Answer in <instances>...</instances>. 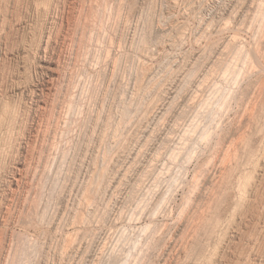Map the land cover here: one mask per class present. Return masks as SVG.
Returning <instances> with one entry per match:
<instances>
[{
    "label": "rangeland",
    "instance_id": "374dc122",
    "mask_svg": "<svg viewBox=\"0 0 264 264\" xmlns=\"http://www.w3.org/2000/svg\"><path fill=\"white\" fill-rule=\"evenodd\" d=\"M263 10L264 0H0V264H264Z\"/></svg>",
    "mask_w": 264,
    "mask_h": 264
},
{
    "label": "bare ground",
    "instance_id": "6f19581e",
    "mask_svg": "<svg viewBox=\"0 0 264 264\" xmlns=\"http://www.w3.org/2000/svg\"><path fill=\"white\" fill-rule=\"evenodd\" d=\"M44 1H45V0H44ZM73 1H74V0H73ZM89 1H90V0H89ZM97 1H98V0H97ZM256 1H257V0H256ZM262 1H263V0H262ZM35 2H37V1H35ZM40 2H41V1H40ZM46 2H47V1H46ZM71 2H72V1H71ZM94 2H95V1H94ZM122 2H123V1H121V3H122ZM232 2H233V1H232ZM253 2H254V1H253ZM38 3H39V2H38ZM88 3H89V2H88ZM92 3H93V2H92ZM103 3H104V2H103ZM121 3H120V5H121ZM243 3H244V2H243ZM93 4H94V3H93ZM251 4H253V3H251ZM254 4H255V3H254ZM44 5H45V4H44ZM47 5H48V4H47ZM47 5H46V6H47ZM95 5H96V4H95ZM97 5H98V4H97ZM110 5H111V4H110ZM110 5H107L108 8L110 7ZM123 5H124V4H123ZM237 5H238V4H237ZM242 5H243V4H242ZM258 5H261V3L258 4ZM69 6H70V5H69ZM84 6H85V5H84ZM93 6H94V5H93ZM93 6H92V8H93ZM39 7H40V6H39ZM103 7H104V6H103ZM258 7H259V6H258ZM37 8H38V7H37ZM37 8H36V9H37ZM46 8H47V7H46ZM48 8H49V7H48ZM48 8H47V9H48ZM72 8H73V7H72ZM84 8H85V7H84ZM84 8H83V10H84ZM97 8L99 9V7H97ZM105 8H107V7H105ZM118 8H119V7H118ZM255 8H256V7H255ZM116 9H117V8H116ZM247 9H248V8H247ZM38 10H39V9H38ZM38 10H37V11H38ZM70 10H71V9H70ZM75 10H76V9H75ZM95 10H97V9L95 8ZM232 10H233V9H232ZM240 10H241V9H240ZM257 10H258V8H257ZM78 11H79V9H78ZM108 11H109V10H108ZM108 11H107V13H108ZM112 11H113V10H112ZM263 11H264V10H263ZM83 12H84V11H83ZM99 12H100V11H99ZM110 12H111V10H110ZM235 12H236V11H235ZM242 12H243V11H242ZM246 12H247V11H246ZM68 13H69V12H68ZM72 13H73V12H72ZM79 13H80V12H79ZM100 13H101V12H100ZM237 13H238V12H237ZM257 13H258V12H257ZM259 13H260V12H259ZM259 13H258V14H259ZM73 14H74V13H73ZM118 14H119V13H118ZM247 14H248V13H247ZM261 14H262V13H261ZM67 15H68V14H67ZM103 15H105V14H103ZM103 15H102V16H103ZM244 15H245V14H244ZM248 15H249V14H248ZM80 16H81V15H80ZM108 16H109V15H108ZM112 16H113V15H112ZM112 16H111V17H112ZM73 17H74V16H73ZM77 17H78V16H77ZM96 17H97V16H96ZM99 17H100V16H99ZM234 17H235V16H234ZM253 17H255V16H253ZM261 17H262V15H261ZM263 17H264V16H263ZM68 18H69V17H68ZM70 18H71V17H70ZM103 18H104V17H103ZM112 18H113V17H112ZM257 18H259V17H257ZM61 19H62V18H61ZM66 19H67V18H66ZM104 19H105V18H104ZM104 19H103V20H104ZM260 19H261V18H260ZM262 19H263V22H264V18H262ZM67 20H68V19H67ZM79 20H80V19H79ZM118 20H119V19H118ZM76 21H77V20H76ZM87 21H88V20H87ZM250 21H251V20H250ZM252 21H253V20H252ZM127 22H128V21H127ZM256 22H257V21H256ZM261 22H262V21H261ZM29 23H30V22H29ZM90 23H91V22H90ZM100 23H101V22H100ZM251 23H253V22H251ZM106 24H107V23H106ZM231 24H232V23H231ZM80 25H81V24H80ZM95 25H96V24H95ZM108 25H109V24H108ZM108 25H106V26H108ZM251 25H252V24H251ZM253 25H254V24H253ZM255 25H256V24H255ZM67 26H68V25H67ZM70 26H71V25H70ZM72 26H73V24H72ZM87 26H88V25H87ZM100 26H101V25H100ZM114 26H115V25H114ZM126 26H127V25H126ZM248 26H250V25H248ZM259 26H260V24H259ZM53 27H54V25H53ZM84 27H86V26H84ZM92 27H93V26H92ZM98 27H99V26H98ZM218 27H219V26H218ZM244 27H245V26H244ZM263 27H264V26H263ZM67 28H68V27H67ZM82 28H83V27H82ZM93 28H94V27H93ZM95 28H96V27H95ZM95 28H94V29H95ZM99 28L101 29V27H99ZM103 28H104V27H103ZM114 28H115V27H114ZM253 28H254V27H253ZM257 28H258V27H257ZM76 29H77V28H76ZM86 29H87V28H86ZM86 29H84V28L82 29V30H83V33L86 31ZM96 29H97V28H96ZM100 29H99V30H100ZM249 29H250V28H249ZM254 29H255V28H254ZM258 29H259V28H258ZM262 29H263V28H262ZM92 30H93V29H92ZM103 30H104V29H103ZM174 30H175V29H174ZM177 30H178V29H177ZM177 30H175V31H177ZM218 30H219V29H218ZM222 30H223V29H222ZM246 30H248V28H247ZM89 31H90V30H89ZM95 31H96V30H95ZM101 31H102V30H101ZM101 31H100V32H101ZM107 31H108V30H107ZM111 31H112V30H111ZM252 31H253V30H252ZM256 31H257V30H256ZM263 31H264V29H263ZM263 31H262V32H263ZM93 32H94V30H93ZM97 32H98V31H97ZM117 32H118V31H117ZM254 32H255V31H254ZM258 32H259V31H257L256 33H258ZM262 32H261V33H262ZM217 33H218V32H217ZM221 33H222V32H221ZM247 33H248V32H247ZM38 34H39V33H38ZM64 34H65V33H64ZM80 34H82V33H80ZM87 34H88V33H87ZM101 34H102V33H101ZM259 34H260V33H259ZM67 35H68V34H67ZM72 35H73V34H72ZM83 35H85V34H83ZM92 35H93V34H92ZM227 35H228V34H227ZM252 35H253V34H252ZM90 36H91V35H89V37H90ZM103 36H105V35H103ZM233 36H234V35H233ZM235 36H236V35H235ZM241 36H242V35H241ZM253 36H254V35H253ZM257 36H258V35H257ZM257 36H256V37H257ZM86 37H87V36H86ZM89 37H88V38H89ZM64 38H65V37H64ZM83 38H84V37H83ZM101 38H102V37H101ZM116 38H117V37H116ZM231 38H232V36H231ZM254 38H255V37H254ZM260 38H261V37H260ZM262 38H263V37H262ZM51 39H52V38H51ZM65 39H66V38H65ZM74 39H75V38H74ZM97 39H98V38H97ZM97 39H96V40H97ZM103 39H104V38H103ZM106 39H107V38H106ZM239 39H240V38H239ZM228 40H229V39H228ZM234 40H235V39H234ZM262 40H264V39H262ZM100 41H101V40H100ZM256 41H257V40H256ZM259 41H260V40H258V42H259ZM71 42H72V41H71ZM80 42H81V41H80ZM92 42H93V41H92ZM108 42H109V41H108ZM223 42H224V41H223ZM229 42H230V41H229ZM77 43H78V42H77ZM95 43H96V42H95ZM112 43H113V42H112ZM230 43H231V42H230ZM255 43H256V42H255ZM84 44H85V46H86V43H84ZM101 44H102V43H101ZM113 44H114V43H113ZM222 44H223V43H222ZM260 44H261V42H260ZM66 45H67V44H66ZM93 45H94V44H93ZM96 45H97V44H96ZM108 45H109V44H108ZM111 45H112V44H111ZM114 45H115V44H114ZM226 45H227V44H226ZM240 45H241V44H240ZM255 45H256V44H255ZM103 46H104V45H103ZM204 46H205V45H204ZM236 46H238V45H236ZM257 46H258V45H257ZM72 47H73V46H72ZM95 47H96V46H95ZM99 47H100V46H99ZM106 47H107V46H106ZM170 47H171V46H170ZM227 47H229V46H227ZM241 47H242V46H241ZM241 47H240V48H241ZM68 48H69V47H68ZM78 48H79V47H78ZM85 48H86V47H85ZM91 48H92V47H91ZM257 48H258V47H257ZM260 48H261V46H260ZM107 49H108V48H107ZM109 49H110V48H109ZM222 49H223V48H222ZM232 49H233V48H232ZM44 50H45V49H44ZM77 50H78V49H77ZM88 50H89V49H88ZM105 50H106V49H105ZM211 50H212V49H211ZM223 50H224V49H223ZM72 51H73V50H72ZM79 51H80V50H79ZM89 51H90V50H89ZM197 51H198V50H197ZM213 51H214V50H213ZM237 51H238V50H237ZM239 51H240V50H239ZM239 51H238V52H239ZM86 52H87V51H86ZM106 52H107V51H106ZM202 52H204V51H202ZM220 52H221V51H220ZM222 52H223V51H222ZM232 52H233V51H232ZM91 53H92V52H91ZM94 53H95V52H94ZM200 53H201V52H200ZM211 53H212V52H211ZM234 53H235V52H234ZM97 54H98V53H97ZM106 54H107V53H106ZM114 54H115V53H114ZM223 54H224V53H223ZM229 54H230V53H229ZM236 54H237V53H236ZM246 54H247V53H246ZM248 54H249V53H248ZM88 55H89V54H88ZM94 55H95V54H94ZM94 55H93V56H94ZM234 55H235V54H234ZM95 56H96V55H95ZM97 56H98V55H97ZM97 56H96V57H97ZM103 56H104V55H103ZM224 56H225V55H224ZM238 56H239V55H238ZM244 56L249 57V56H247V55H244ZM79 57H80V56H79ZM108 57H109V55H108ZM200 57H201V56H200ZM227 57H228V56H227ZM231 57H232V55H231ZM260 57H261V56H260ZM80 58H81V57H80ZM113 58H114V57H113ZM221 58H222V57H221ZM229 58H230V57H229ZM82 59H83V61H84V58H82ZM86 59H87V58H86ZM92 59H93V57H92ZM227 59H228V58H227ZM231 59H232V58H231ZM231 59H230V60H231ZM252 59H253V58H252ZM79 60H80V59H79ZM106 60H107V59L105 58V61H106ZM220 60H221V59H220ZM253 60H254V59H253ZM257 60H258V59H257ZM72 61H73V60H72ZM83 61H82V62H83ZM101 61H103V60H101ZM114 61L116 62V60H114ZM228 61H229V60H228ZM244 61H245V59H244ZM259 61H260V60H259ZM90 62H91V61H90ZM97 62H98V60H97ZM97 62H96V63H97ZM245 62H247V61H245ZM254 62H255V61H254ZM58 63H59V62H58ZM75 63H76V62H75ZM87 63H89V62L87 61ZM104 63H105V62H104ZM212 63H213V62H212ZM227 63H228V62H227ZM229 63H232V62H229ZM117 64H118V63H117ZM243 64H244V63H243ZM243 64H242V65H243ZM253 64H254V63H253ZM260 64H261V63H260ZM262 64H264V63L262 62ZM118 65H119V64H118ZM235 65H236V64H235ZM244 65H245V64H244ZM75 66H76V65H75ZM90 66H92V65H90ZM104 66H105V65H104ZM114 66H115V65H114ZM227 66H228V65H227ZM227 66H226V67H227ZM231 66H232V65H231ZM237 66H238V65H237ZM253 66H254V65H253ZM253 66H252V67H253ZM256 66H257V65H256ZM107 67H108V66H107ZM229 67H230V66H229ZM244 67H245V66H244ZM263 67H264V66H263ZM46 68H47V67H46ZM248 68H249V66H248ZM52 69H53V68H52ZM102 69H103V68H102ZM202 69H203V68H202ZM224 69H225V68H224ZM226 69H227V68H226ZM234 69H235V68H234ZM236 69H237V68H236ZM252 69H253V68H252ZM49 70H50V69H49ZM76 70H78V69H76ZM76 70H75V71H76ZM199 70H200V69H199ZM213 70H214V67H213ZM219 70H220V69H219ZM229 70H230V69H229ZM232 70H233V69H232ZM232 70H231V71H232ZM256 70H257V69H256ZM260 70H261V69H260ZM67 71H68V70H67ZM70 71H71V70H70ZM70 71H69V72H70ZM105 71H106V69H105ZM211 71H212V70H211ZM221 71H222V70H221ZM223 71H224V70H223ZM227 71H228V70H227ZM231 71H230V73H231ZM239 71H240V70H239ZM239 71H238V72H239ZM241 71H242V70H241ZM71 72H72V71H71ZM79 72H80V74H81V70H80V71L78 70V73H79ZM232 72H233V71H232ZM249 72H250V71H249ZM249 72H248V73H249ZM72 73H73V72H72ZM197 73H198V72H197ZM213 73H214V72H213ZM227 73H228V72H227ZM230 73H228V75H230ZM236 73H237V71H236ZM240 73H241V72H240ZM240 73H239V74H240ZM251 73H252V72H251ZM204 74H205V73H204ZM215 74H216V73H215ZM246 74H247V73H246ZM65 75H66V74H65ZM72 75H74V74H72ZM76 75H77V74H76ZM78 75H79V74H78ZM143 75H144V74H143ZM191 75H192V74H191ZM226 75H227V74H226ZM233 75H234V74H233ZM244 75H245V74H244ZM74 76H75V75H74ZM146 76H147V75H146ZM146 76H145V77H146ZM187 76H188V75H187ZM206 76H207V74H206ZM210 76H211V75H210ZM215 76H216V75H215ZM224 76H225V75H224ZM230 76H231V75H230ZM237 76H238V75H237ZM239 76H240V75H239ZM250 76H251V75H250ZM71 77H72V76H71ZM183 77H184V76H183ZM204 77H205V76H204ZM208 77H209V76H208ZM228 77H229V76H228ZM75 78H76V77H75ZM79 78H80V76H79ZM191 78H192V77H191ZM212 78H213V77H212ZM226 78H227V77H226ZM234 78H235V76H234ZM238 78H239V77H238ZM238 78H237V79H238ZM179 79H180V78H179ZM185 79H186V78H185ZM222 79H223V78H222ZM235 79H236V78H235ZM242 79H243V78H242ZM48 80H49V79H48ZM76 80H77V79H76ZM76 80H75V81H76ZM181 80H182V79H181ZM70 81H71V80H70ZM70 81H68V82H70ZM140 81H141V80H140ZM213 81H214V80H213ZM236 81H237V80H236ZM236 81H235V82H236ZM240 81H241V80H240ZM68 82H67V83H68ZM71 82H72V81H71ZM195 82H196V81H195ZM220 82H221V80H220ZM223 82H224V81H223ZM230 82H231V81H230ZM261 82H262V81H261ZM44 83H45V82H44ZM56 83H57V82H56ZM78 83H79V82H78ZM202 83H203V82H202ZM228 83H229V81H228ZM237 83H238V82H237ZM241 83H242V82H241ZM68 84H70V83H68ZM200 84H201V83H200ZM211 84H212V83H211ZM223 84H224V83H223ZM232 84H233V83H232ZM235 84H236V83H235ZM259 84H260V83H259ZM139 85H140V84H139ZM198 85H199V84H198ZM205 85H206V83H205ZM238 85H239V84H238ZM46 86H47V85H46ZM55 86H56V85H55ZM55 86H54V87H55ZM76 86L78 87V84L74 86V89H75ZM142 86H143V85H142ZM209 86H210V85H209ZM214 86H215V83H214ZM217 86H218V85H217ZM217 86H215V87H217ZM233 86H234V85H233ZM50 87H53V86H50ZM77 87H76V88H77ZM196 87H197V86H196ZM199 87H200V86H199ZM201 87H202V86H201ZM212 87H213V86H212ZM212 87H211V88H212ZM215 87H214V88H215ZM41 88H42V87H41ZM41 88H40V89H41ZM48 88H49V87H48ZM66 88H67V87H66ZM68 88H69V87H68ZM202 88H203V87H202ZM202 88H201V89H202ZM227 88H228V84H227ZM233 88H234V87H233ZM38 89H39V88H38ZM57 89H58V88H57ZM70 89H71V88H70ZM139 89H140V87H139ZM199 89H200V88H199ZM217 89H218V87H217ZM221 89H222V88H221ZM223 89H224V88H223ZM223 89H222V90H223ZM262 89H263V88H262ZM43 90H44V89H43ZM71 90H72V89H71ZM80 90H81V89H80ZM136 90H137V89H136ZM205 90H206V89H205ZM205 90H204V91H205ZM233 90H234V89H233ZM257 90H258V87H257ZM49 91H50V90H49ZM65 91H66V90H65ZM67 91H68V90H67ZM139 91H140V90H139ZM206 91H207V90H206ZM208 91H210V89H209ZM219 91H220V90H219ZM224 91H225V90H223V92H224ZM258 91H259V90H258ZM260 91H261V90H260ZM260 91H259V92H260ZM63 92H64V91H63ZM187 92H188V91H187ZM191 92H192V91H191ZM248 92H249V91H248ZM39 93H40V92H39ZM75 93H76V92H75ZM140 93H142V92H140ZM209 93H210V92H209ZM235 93H236V92H235ZM48 94H49V93H48ZM64 94H65V93H64ZM73 94H74V93H73ZM135 94H136V93H135ZM187 94H188V93H187ZM194 94H195V93H194ZM197 94H198V93H197ZM200 94H201V92H200ZM203 94H204V93H203ZM203 94H202V95H203ZM216 94H217V93H216ZM218 94H219V93H218ZM227 94H228V90H227ZM55 95H56V94H55ZM57 95H59V94H57ZM65 95H66V94H65ZM69 95H70V94H69ZM71 95H72V94H71ZM136 95H138V94H136ZM198 95H199V94H198ZM202 95H201V97H202ZM207 95H208V93H207ZM212 95H213V94H212ZM221 95H223V94H221ZM221 95H219V96H221ZM224 95H226V94H224ZM210 96H211V95H210ZM217 96H218V95H217ZM219 96H218V97H219ZM252 96H253V95H252ZM41 97H42V96H41ZM49 97H50V96H49ZM71 97H72V96H71ZM197 97H198V96H197ZM201 97H200V98H201ZM225 97H228V96H225ZM249 97H250V96H249ZM259 97H260V96H259ZM33 98H34V97H33ZM39 98H40V97H39ZM213 98H214V97H213ZM213 98H212V99H213ZM228 98H229V97H228ZM69 99H70V98H69ZM191 99H192V98H191ZM207 99H209V98H207ZM210 99H211V98H210ZM214 99H215V98H214ZM254 99L256 100L255 97H254ZM12 100H13V99H12ZM194 100H196V99H194ZM199 100H200V99H199ZM205 100H206V99H205ZM230 100H231V99H230ZM251 100H252V99H251ZM255 100H254V101H255ZM1 101H2V100H1ZM63 101H64V100H63ZM66 101H67V100H66ZM202 101H203V100H202ZM208 101H209V100H208ZM218 101H219V100H218ZM224 101H225V100H224ZM248 101H249V100H248ZM248 101H247V102H248ZM64 102H65V101H64ZM67 102H68V101H67ZM189 102H191V101H189ZM195 102H196V101H195ZM205 102H206V101H205ZM7 103H8V100H7ZM181 103H182V102H181ZM202 103H203V102H202ZM229 103H231V102H229ZM229 103H228V104H229ZM253 103H254V102H253ZM255 103H256V102H255ZM63 104H64V103H63ZM190 104H192V103H190ZM206 104H207V103H206ZM224 104H225V102H224ZM235 104H236V103H235ZM258 104H259V103H258ZM263 104H264V103H263ZM36 105H37L36 107H37L40 111H41V110H44V108L47 106V101H46V100H38ZM60 105H62V103H61ZM64 105H65V104H64ZM198 105H199V104H198ZM200 105H201V104H200ZM202 105H203V104H202ZM204 105H205V104H204ZM204 105H203V106H204ZM219 105H220V104H219ZM222 105H223V104H222ZM222 105H221V108H223ZM249 105H250V104H249ZM69 106H70V105H69ZM183 106H184V105H183ZM229 106H230V105H229ZM259 106H260V105H258V107H259ZM261 106H262V105H261ZM14 107H15V106H14ZM19 107H20V106H19ZM28 107H29V106H28ZM48 107H49V106H48ZM63 107H64V106H63ZM127 107H128V106H127ZM193 107H194V106H193ZM213 107H214V106H213ZM213 107H211V108H213ZM215 107H217V106H215ZM249 107H250V106H249ZM251 107H252V106H251ZM253 107L255 108L256 106L254 105ZM263 107H264V106H263ZM59 108H60V107H59ZM221 108H219V109H221ZM0 109H1V108H0ZM25 109H26V108H25ZM52 109H53V108H52ZM54 109H55V108H54ZM229 109H230V108H229ZM247 109H248V108H247ZM256 109H257V108H256ZM258 109H259V108H258ZM58 110H59V109H58ZM123 110H124V109H123ZM197 110H198V109H197ZM211 110H212V109H211ZM211 110H210V111H211ZM221 110H222V109H221ZM221 110H220V111H221ZM254 110H255V109H253L252 111H254ZM2 111H3V110H2ZM20 111H21V110H20ZM51 111H52V110H51ZM127 111H128V110H127ZM212 111H213V110H212ZM212 111H211V112H212ZM218 111H219V110H218ZM243 111H244V110H243ZM252 111H251V112H252ZM257 111L259 112L260 110H257ZM263 111H264V110H263ZM17 112H18V111H17ZM54 112H55V111H54ZM59 112H61V111L59 110ZM59 112H58V114H59ZM66 112H67V111H66ZM162 112H163V111H162ZM162 112H160V113H162ZM194 112H196V111H194ZM216 112H217V111H216ZM223 112H224V111H223ZM225 112H226V111H225ZM227 112H228V111H227ZM227 112H226V113H227ZM244 112H245V111H244ZM249 112H250V111H249ZM62 113H63V112H62ZM124 113H125V112H124ZM181 113H182V112H181ZM191 113H192V112H191ZM218 113H219V112H218ZM254 113H255V112H254ZM5 114H6V113H5ZM41 114H42V113H41ZM55 114H56V113H55ZM67 114H69V113H67ZM125 114H126V113H125ZM215 114H216V113H215ZM219 114H220V113H219ZM240 114H242V113H240ZM245 114H247V112H245ZM250 114H251V113H250ZM260 114H261V113H260ZM263 114H264V112H263ZM35 115H36V113H35ZM50 115H51V114H50ZM211 115H212V113H211ZM226 115H227V114H226ZM68 116H69V115H68ZM227 116H228V115H227ZM243 116H244V114H243ZM248 116H249V114H248ZM251 116H252V114H251ZM46 117H47V116H46ZM214 117L216 118V116H214ZM214 117H212V118H214ZM42 118H43V117H42ZM51 118H52V117H51ZM60 118H61V117H60ZM67 118H68V117H67ZM217 118H218V117H217ZM243 118H245V117H243ZM256 118H257V117H256ZM256 118H255V119H256ZM258 118H259V117H258ZM262 118H263V117H262ZM0 119H2V118H0ZM45 119H46V118H45ZM48 119H49V118H48ZM65 119H66V118H65ZM210 119H211V118H210ZM222 119H223V118H222ZM222 119H221V120H222ZM236 119H237V118H236ZM8 120H9V119H8ZM59 120H60V119H59ZM59 120H58V121H59ZM212 120H213V119H212ZM55 121H57V119H56ZM236 121H237V120H236ZM239 121H240V120H239ZM42 122H43V121H42ZM44 122H45V121H44ZM59 122H60V121H59ZM67 122H68V121H67ZM67 122H66V123H67ZM213 122H214V121H213ZM8 123H9V122H8ZM19 123H20V122H19ZM60 123H61V122H60ZM63 123H64V122H63ZM68 123H69V122H68ZM217 123H218V122H217ZM224 123H225V121H224ZM256 123H257V122H256ZM50 124H51V123H50ZM53 124H54V123H53ZM119 124H120V123H119ZM219 124H220V123H219ZM237 124H238V123H237ZM237 124H236V126H237ZM240 124H242V123H240ZM258 124H259V123H258ZM258 124H257V125H258ZM9 125H10V123H9ZM16 125H17V124H16ZM19 125H20V124H19ZM43 125H44V124H43ZM217 125H218V124H217ZM233 125H234V124H233ZM243 125H244V124H243ZM246 125H247V124H246ZM253 125L255 126V124H253ZM11 126H12V125H11ZM46 126H47V125H46ZM50 126H51V125H50ZM56 126H58V125H56ZM64 126H65V125H64ZM220 126H222V125H220ZM260 126H261V125H260ZM48 127H49V126H48ZM217 127H219V126H217ZM256 127H257V126H256ZM263 127H264V126H263ZM12 128H13V127H12ZM118 128H119V127H118ZM118 128L116 127V130H117ZM209 128H210V127H209ZM215 128H216V127H215ZM215 128H214V129H215ZM253 128H254V127H253ZM39 130H40V128H39ZM46 130H47V129H45V131H46ZM52 131H53V129H52ZM57 131H58V129H57ZM210 131H211V130H210ZM210 131H208V132H210ZM212 131H213V130H212ZM235 131H236V130H235ZM241 132H242V131H241ZM247 132H248V131H247ZM17 133H18V132H17ZM55 133H56V132H55ZM237 133H238V132H237ZM14 134H15V133H14ZM37 134H38V133H37ZM53 134H54V133H53ZM209 134H210V133H209ZM256 134H257V132H256ZM7 135H8V134H7ZM34 135H35V134H34ZM115 135H116V134H115ZM204 135H206V134H204ZM213 135H214V134H213ZM235 135H236V134H235ZM243 135H244V134H243ZM0 136H1V135H0ZM17 136H18V135H17ZM50 136H51V135H50ZM55 136H56V135H55ZM60 136H61V135H60ZM197 136H200V135H197ZM214 136H215V135H214ZM218 136H219V135H218ZM35 137H36V136H35ZM41 137H42V135H41ZM45 137H46V136H45ZM47 137H48V136H47ZM203 137H204V136H203ZM207 137H209V136L207 135ZM235 137H236V136H235ZM240 137H241V136H240ZM247 137H249V135H248ZM9 138H10V137H9ZM51 138H52V137H51ZM113 138H114V137H113ZM117 138H118V137H117ZM200 138H202V137L200 136ZM204 138H205V137H204ZM249 138H250V137H249ZM6 139H7V138H6ZM37 139H38V138H37ZM37 139H36V140H37ZM56 139H57V138H56ZM114 139H115V138H114ZM236 139H237V138H236ZM245 139L247 140L248 138H245ZM260 139H261V138H260ZM36 140H35V141H36ZM44 140H45V139H44ZM44 140H43V141H44ZM49 140H50V139H49ZM115 140H116V139H115ZM201 140H202V139H201ZM201 140H200V141H201ZM214 140H215V139H214ZM228 140H229V139H228ZM238 140H239V139H238ZM3 141H4V140H3ZM11 141H12V140H11ZM117 141H118V140H117ZM205 141H206V140H205ZM225 141H226V140H225ZM261 141H262V140H261ZM13 142H14V141H13ZM24 142H25V141H24ZM28 142H29V141H28ZM36 142H37V141H36ZM46 142H47V141H46ZM114 142H115V141H114ZM202 142H203V140H202ZM202 142H201V143H202ZM208 142H209V141H208ZM231 142H233V141H231ZM231 142H230V143H231ZM241 142H242V141H241ZM201 143H200V144H201ZM223 143H224V141H223ZM227 143L229 144V142H227ZM234 143H235V142H234ZM42 144H43V142H42ZM52 144H53V143H52ZM203 144H204V142H203ZM228 144H227V145H228ZM27 145H28V144H27ZM49 145H50V144H49ZM213 145H214V144H213ZM230 145H232V144H230ZM248 145H249V144H248ZM28 146H29V145H28ZM53 146H54V145H53ZM165 146H166V145H165ZM203 146H204V145H203ZM210 146H211V145H210ZM214 146H215V145H214ZM245 146H246V144H245ZM51 147H52V146H51ZM216 147H217V146H216ZM220 147H221V146H220ZM223 147H224V146H223ZM231 147H233V146H231ZM6 148H7V147H6ZM224 148L226 149L227 147H224ZM224 148H222L221 150H224ZM201 149H202V148H201ZM229 149H230V148H229ZM245 149H246V148H245ZM245 149H244V150H245ZM34 150H35V149H34ZM48 150H49V149H48ZM210 150H211V149H210ZM210 150H209V151H210ZM212 150H213V149H212ZM212 150H211V151H212ZM226 150H227V149H226ZM226 150H224V151L227 152ZM232 150H233V148H232ZM51 151H53V150H51ZM51 151H50V152H51ZM166 151H168V150H166ZM166 151H165V152H166ZM218 151H219V150H218ZM228 151H229V150H228ZM248 151H249V150H248ZM255 151H256V150H255ZM47 152H48V151H47ZM54 152H55V151H54ZM219 152H220V151H219ZM222 152H223V151H222ZM241 152H242V151H241ZM29 153H30V152H29ZM42 153H43V152H42ZM52 153H53V152H52ZM136 153H137V152H136ZM136 153H135V154H136ZM207 153H208V152H207ZM228 153H229V152H228ZM231 153H232V152H231ZM239 153H240V152H239ZM47 154H49V153H47ZM47 154H46V155H47ZM138 154H139V152H138ZM224 154H227V153H224ZM233 154H234V153H233ZM235 154H236V153H235ZM237 154H238V153H237ZM240 154H241V153H240ZM247 154H248V153H247ZM262 154H263V153H262ZM38 155H39V154H38ZM42 155H43V154H42ZM52 155H54V154H52ZM55 155H56V154H55ZM222 155H223V154H222ZM227 155H228V154H227ZM229 155H230V154H229ZM21 156H22V155H21ZM103 156H105V155H103ZM6 157H7V156H6ZM45 157H46V156H45ZM53 157H54V156H53ZM53 157H52V158H53ZM217 157H218V156H217ZM222 157H223V156H222ZM225 157H226V156H225ZM260 157H261V156H260ZM48 158H49V157H48ZM109 158H110V157H109ZM210 158L213 159L212 157H210ZM215 158H216V157H215ZM215 158H214V159H215ZM226 158H227V157H226ZM229 158H230V156H229ZM231 158H232V157H231ZM235 158H236V156H235ZM240 158H241V157H240ZM244 158H245V157H244ZM253 158H254V157H253ZM46 159H47V158H46ZM54 159H55V158H54ZM106 159H107V158H106ZM134 159H135V158H134ZM211 159H210V160H211ZM217 159H218V158H217ZM219 159H220V158H219ZM223 159H224V158H222V160H223ZM250 159H251V157H250ZM52 160H53V159H52ZM55 160H56V159H55ZM215 160H216V159H215ZM233 160H234V159H233ZM235 160H236V159H235ZM17 161H18V160H17ZM213 161H214V160H213ZM231 161H232V160H231ZM237 161H238V160H237ZM257 161H258V160H257ZM44 162H45V161H44ZM47 162H48V161H47ZM50 162H51V161H50ZM52 162H53V161H52ZM215 162H216V161H215ZM217 162H219V161H217ZM217 162H216V163H217ZM228 162H229V160H228ZM228 162H227V163H228ZM45 163H46V162H45ZM225 163H226V162H225ZM234 163H235V162H234ZM237 163H238V162H237ZM40 164H41V163H40ZM53 164H54V163H53ZM207 164H209V163L207 162ZM214 164H215V163H214ZM214 164H213V165H214ZM218 164H219V165H217V166L214 168V171H217V172H219V173L223 172V169H225V167H228V168H229V166H227L226 164H223V165H226L225 167L220 166V162H219ZM251 164H252V163H251ZM37 165H38V164H37ZM45 165H46V164H45ZM221 165H222V164H221ZM235 165H236V164H235ZM237 165H239V164H237ZM237 165H236V166H237ZM35 166H36V165H35ZM153 166H154V165H153ZM205 166H206V164H205ZM209 166H210V164H209ZM231 166H232V165H231ZM233 166H234V164H233ZM42 167H43V166H42ZM52 167H53V166H52ZM201 167H203V166H201ZM245 167H246V166H245ZM33 168H34V167H33ZM45 168H47V166H46ZM147 168H148V167H147ZM147 168H146V169H147ZM150 168H151V167H150ZM210 168H211V167H210ZM24 169H25V168H24ZM35 169H36V168H35ZM205 169H206V168H205ZM205 169H204V170H205ZM236 169H237V168H236ZM252 169H253V168H252ZM257 169H258V168H257ZM19 170H20V169H19ZM37 170H38V168H37ZM47 170H48V168H47ZM118 170H119V169H118ZM152 170H153V169H152ZM225 170H226V169H225ZM228 170H229V169H228ZM254 170H255V168H254ZM27 171H28V170H27ZM143 171H144V170H143ZM146 171H147V170H146ZM199 171H200V170H199ZM201 171H202V170H201ZM230 171H232V170H230ZM246 171H247V170H246ZM251 171H252V170H251ZM41 172H42V171H41ZM41 172H40V173H41ZM44 172H45V171H44ZM50 172H51V171H50ZM57 172H58V171H57ZM227 172H228V171H227ZM232 172H233V171H232ZM234 172H235V170H234ZM47 173H49V171H47ZM51 173H52V172H51ZM202 173H203V172H202ZM206 173H207V172H206ZM210 173H211V172H210ZM13 174H14V173H13ZM34 174H35V173H33L32 175H34ZM44 174H45V173H44ZM52 174H53V173H52ZM55 174H57V173H55ZM146 174H147V172H146ZM186 174H187V173H186ZM200 174H201V173H200ZM217 174H218V173H217ZM228 174H229V173H228ZM239 174H240V173H239ZM247 174H248V173H247ZM27 175H28V174H27ZM40 175H42V174H40ZM48 175H49V174H48ZM122 175H123V174H122ZM197 175H198V177H199V174H197ZM218 175H219V174H218ZM11 176H12V175H11ZM19 176H20V175H19ZM53 176H54V175H53ZM116 176H117V175H116ZM223 176H225V174H224ZM33 177H34V176H33ZM121 177H122V176H121ZM195 177H196V176H195ZM218 177H219V176H218ZM221 177H222V176H221ZM226 177H227V175H226ZM239 177H240V176H239ZM245 177H246V176H245ZM20 178H21V177H20ZM37 178H38V177H37ZM42 178H43V177H42ZM54 178H55V176H54ZM54 178H53V179H54ZM119 178H120V177H119ZM184 178H185V177H184ZM248 178H249V177H248ZM22 179H23V178H22ZM45 179H47V178H44V180H45ZM197 179H198V178H197ZM218 179H219V178H218ZM260 179H261V178H260ZM24 180H25V179H24ZM112 180H113V179H112ZM118 180L120 181V179H118ZM211 180H212V179H211ZM211 180H210V181H211ZM213 180H214V179H213ZM238 180H239V179H238ZM244 180H245V179H244ZM192 181H193V180H192ZM197 181H198V180H197ZM199 181H200V180H199ZM236 181H237V179H236ZM249 181H251L250 178H249ZM110 182H111V181H110ZM117 182H118V181H117ZM193 182H194V181H193ZM222 182H223V181H222ZM119 183H121V182H119ZM182 183H183V182H182ZM191 183H192V182H191ZM194 183H195V182H194ZM194 183H193V185H194ZM235 183H236V182H235ZM248 183H249V182H248ZM108 184H109V183H108ZM185 184H186V183H185ZM215 184H216V183H215ZM220 184H223V183H220ZM243 184H244V183H243ZM39 185H40V184H39ZM100 185H101V184H100ZM100 185H99V186H100ZM114 185H115V184H114ZM116 185H117V183H116ZM188 185H189V183H188ZM193 185H192V186H193ZM244 185H245V184H244ZM246 185H247V184H246ZM248 185H249V184H248ZM97 186H98V185H97ZM111 186H112V185H111ZM195 186H196V184L194 185V187H195ZM218 186H219V185H218ZM223 186H224V185H223ZM237 186H238V185H237ZM35 187H36V186H35ZM190 187H191V186H190ZM246 187H248V186H246ZM40 188H41V187H40ZM113 188H114V186H113ZM115 188H116V187H115ZM115 188H114V189H115ZM217 188H218V187H217ZM239 188H240V186H239ZM12 189H13V188H12ZM111 189H112V188H111ZM211 189H212V188H211ZM219 189H220V188H219ZM236 189H237V188H236ZM242 189H243V188H242ZM34 190H35V189H34ZM215 190H216V189H215ZM220 190H221V189H220ZM224 190H225V188H224ZM240 190H241V188H240ZM244 190H245V189H244ZM36 191H37V190H36ZM38 191H39V190H38ZM80 191H81V190H80ZM140 191H141V190H140ZM182 191H183V190H182ZM191 191H192V190H191ZM238 191H239V190H238ZM241 191L243 192V190H241ZM246 191H247V190H246ZM14 192H15V191H14ZM82 192H83V191H82ZM112 192H113V191H112ZM206 192H207V191H206ZM209 192H210V191H209ZM221 192H222V191H221ZM224 192H225V191H224ZM244 192H245V191H244ZM37 193H38V192H37ZM89 193H90V192H89ZM218 193H219V192H218ZM27 194H28V193H27ZM82 194H83V193H82ZM193 194H194V193H193ZM213 194H214V193H213ZM244 194H245V193H244ZM244 194H243V195H244ZM38 195H39V194H38ZM201 195H202V194H201ZM205 195H206V194H205ZM243 195H242V197H243ZM36 196H37V195H36ZM39 196H41V195H39ZM184 196H185V195H184ZM216 196H217V195H216ZM240 196H241V195H240ZM240 196H239V197H240ZM22 197H23V196H22ZM188 197H189V196H188ZM206 197H208V196H206ZM242 197H240V199H241ZM199 198H201V197H199ZM209 198H210V197H209ZM11 199H12V198H11ZM25 199L27 200L28 198H25ZM93 199H94V198H93ZM185 199H186V198H185ZM195 199H196V197L193 198V200H195ZM242 199H243V198H242ZM20 200H21V199H20ZM80 200H81V199H80ZM84 200H86V199H84ZM191 200H192V199H191ZM193 200H192V201H193ZM199 200H200V199H199ZM199 200H198V201H199ZM202 200H203V199H202ZM204 200H205V199H204ZM255 200H256V199H255ZM21 201H22V200H21ZM78 201H79V200H78ZM187 201H188V200H187ZM205 201H207V200H205ZM212 201H213V200H212ZM235 201H236V200H235ZM25 202H26V201H25ZM193 202H194V201H193ZM208 202H209V201H208ZM237 202H238V201H237ZM18 203H19V202H18ZM81 203H82V202H81ZM91 203H92V202H91ZM93 203H94V202H93ZM196 203H198V202H196ZM26 204H27V203H26ZM87 204H88V203H87ZM89 204H90V202H89ZM182 204H183V203H182ZM186 204H189V203L187 202ZM193 204H194V203H193ZM205 204H206V202H205ZM207 204H209V203H207ZM241 204H242V203H241ZM23 205H24V204H23ZM183 205H184V204H183ZM189 205H190V204H189ZM87 206H88V205H87ZM90 206H91V205H90ZM203 206H204V205H203ZM239 206H240V205H239ZM30 207H31V206H30ZM92 207H93V206H92ZM180 207H181V206H180ZM183 207H184V206H183ZM183 207H182V208H183ZM215 207H216V206H215ZM85 208H86V207H85ZM184 208H185V207H184ZM193 208H194V207H193ZM196 208H197V206H196ZM201 208H202V207H201ZM86 209H87V208H86ZM199 209H200V208H199ZM207 209H208V208H207ZM19 210H20V209H19ZM21 210H22V209H21ZM25 210H26V209H25ZM30 210H31V209H30ZM103 210H104V209H103ZM186 210H187V209H186ZM189 210H190V209H189ZM32 211H33V210H32ZM89 211H90V210H89ZM94 211H95V210H94ZM100 211H101V210H100ZM105 211H106V210H105ZM177 211H178V210H177ZM182 211H183V210H182ZM194 211H195V210H194ZM19 212H20V211H19ZM41 212H42V211H41ZM98 212H99V211H98ZM145 212H146V211H145ZM30 213H31V212H30ZM94 213H95V212H94ZM178 213H179V212H178ZM182 213H183V212H182ZM191 213H192V212H191ZM197 213H198V212H197ZM199 213H200V212H199ZM207 213H208V212H207ZM231 213H232V212H231ZM233 213H234V212H233ZM180 214H181V213H180ZM10 215H11V214H10ZM38 215H39V214H38ZM60 215H61V214H60ZM89 215H90V214H89ZM93 215H95V214H93ZM184 215H185V214H184ZM203 215H204V214H203ZM23 216H24V215H23ZM26 216H27V215H26ZM26 216H25V217H26ZM176 216H178V215H176ZM31 217H32V216H31ZM141 217H142V216H141ZM180 217H181V216H180ZM192 217H193V216H192ZM199 217H200V216H199ZM201 217H202V216H201ZM39 218H40V217H39ZM92 218H93V216H92ZM196 218H197V217H196ZM202 218H203V217H202ZM205 218H206V217H205ZM217 218H218V217H217ZM225 218H226V217H225ZM25 220H26V218H25ZM83 220H84V218H83ZM199 220H200V218H199ZM21 221H22V220H21ZM40 221H41V220H40ZM193 221H194V218H193ZM22 222H23V221H22ZM25 222H27V221H25ZM190 222H191V221H190ZM195 222H196V221H195ZM27 223L29 224V222H27ZM71 223H72V222H71ZM197 223H198V221H197ZM200 223H201V222H200ZM205 223H206V222H205ZM219 223H220V222H219ZM225 223H226V222H225ZM169 224H170V223H169ZM179 224H181V223H179ZM201 225H202V224H201ZM192 226H193V225H192ZM198 226H199V225H198ZM214 226H215V225H214ZM145 227H146V226H145ZM145 227H144V228H145ZM148 227H149V226H148ZM153 227H154V226H153ZM160 227H161V226H160ZM163 227H164V226H163ZM193 227H194V226H193ZM206 227H207V226H206ZM222 227H223V226H222ZM186 228H187V227H186ZM218 228H219V227H218ZM77 229H78V228H77ZM146 229H148V228L146 227ZM184 229H185V228H184ZM220 229H221V228H220ZM79 230H80V229H79ZM162 230H163V229H162ZM189 230H190V229H189ZM213 230H214V229H213ZM12 231H13V230H12ZM77 231H78V230H77ZM145 231H146V230H145ZM149 231H150V230H149ZM199 231H200V230H199ZM147 232H148V230H147ZM220 232H221V231H220ZM159 233H160V232H159ZM182 233H183V232H182ZM213 233H214V232H213ZM217 233H218V232H217ZM68 234H69V233H68ZM215 234H216V233H215ZM66 235H67V234H66ZM217 235H218V234H217ZM155 236H156V235H155ZM212 236H213V235H212ZM16 237H17V236H16ZM70 237H71V236H70ZM191 237H192V236H191ZM198 237H199V236H198ZM200 237H201V236H200ZM222 237H223V236H222ZM12 238H13V237H12ZM61 238H63V237H61ZM75 238H76V236H75ZM147 238H148V237H147ZM150 238H152V237H150ZM178 238H179V237H178ZM192 238H193V237H192ZM202 238H203V237H202ZM217 238H218V237H217ZM24 239H25V238H24ZM66 239H67V238H66ZM66 239H65V240H66ZM69 239H70V238H69ZM153 239H154V238H153ZM180 239H181V237H180ZM180 239H179V240H180ZM194 239H196V238H194ZM15 240H16V238H15ZM21 240H22V239H21ZM81 240H82V239H81ZM151 240H152V239H151ZM151 240L149 239V241H151ZM154 240H155V239H154ZM167 240H168V239H167ZM197 240H198V239H197ZM205 240H206V239H205ZM12 241H13V240H12ZM25 241H26V240H24V241H22V242H25ZM67 241H68V240H66V242H67ZM74 241H75V240H74ZM149 241H148V242H149ZM176 241H177V239H176ZM181 241H182V240H181ZM202 241H203V240H202ZM202 241H201V242H202ZM218 241H219V240H218ZM16 242H18V241H16ZM22 242H21V243H22ZM27 242H29V241H27ZM66 242H65V243H66ZM78 242H79V241H78ZM145 242H146V241H145ZM167 242H168V241H167ZM171 242H172V241H171ZM25 243H26V242H25ZM25 243H22V244L25 245ZM65 243H64V244H65ZM67 243H68V242H67ZM177 243H178V242H177ZM191 243H192V242H191ZM210 243H212V242H210ZM69 244H70V243H69ZM147 244H148V243H147ZM151 244H152V242H151ZM186 244H187V243H186ZM7 245H8V244H7ZM18 245H19V244H18ZM71 245H72V244H71ZM73 245H75V244H73ZM165 245H166V244H165ZM209 245H210V244H209ZM63 246H64V245H63ZM65 246H66V245H65ZM186 246H187V245H186ZM19 247H20V246H19ZM25 247H26V246H25ZM72 247H73V246H72ZM72 247H71V248H72ZM146 247H147V246H146ZM181 247H182V246H181ZM181 247H179V248H181ZM209 247H210V246H209ZM7 248H8V247H7ZM149 248H150V247H149ZM195 248H196V247H195ZM15 249H17V248H15ZM21 249H22V248H21ZM24 249H25V248H24ZM63 249H64V248H63ZM143 249H145V248H143ZM143 249H142V250H143ZM146 249H148V247H147ZM205 249H206V248H205ZM17 250H19V249H17ZM25 250H26V249H25ZM65 250H66V249H65ZM77 250H78V249H77ZM207 250H208V248H207ZM23 251H24V250H23ZM73 251H74V250H73ZM135 251H136V250H135ZM170 251H171V250H170ZM212 251H213V250H212ZM21 252H22V251H21ZM24 252H25V251H24ZM148 252H149V251H148ZM179 252H180V251H179ZM184 252H185V251H184ZM206 252H207V251H206ZM8 253H9V252H8ZM15 253H16V251H15ZM64 253H65V252H64ZM80 253H81V252H80ZM138 253H139V251H138ZM146 253H147V252H146ZM169 253H170V252H169ZM176 253H177V252H176ZM195 253H196V252H195ZM4 254H5V253H4ZM16 254H17V253H16ZM58 254H59V253H58ZM140 254H141V253H140ZM140 254H139V255H140ZM142 254H143V253H142ZM185 254H186V253H185ZM203 254H204V252H203ZM205 254H206V253H205ZM212 254H213V253H212ZM10 255H11V254H10ZM134 255H135V254H134ZM134 255H133V256H134ZM165 255H166V254H165ZM178 255H179V254H178ZM199 255H200V254H199ZM11 256H12V255H11ZM57 256H58V255H57ZM62 256H63V255H62ZM72 256H73V255H72ZM133 256H130V257H133ZM143 256H144V255H143ZM168 256H169V255H168ZM209 256H210V254H209ZM13 257H14V256H13ZM13 257H12V258H13ZM19 257L21 258V256H19ZM23 257H24V256H23ZM23 257H22V258H23ZM135 257H136V256H135ZM147 257H148V256H147ZM161 257H162V256H161ZM188 257H190V256H188ZM212 257H214V256L212 255ZM61 258H62V257H61ZM141 258H142V257H141ZM196 258H197V256H196ZM7 259H8V258H7ZM136 259H137V258H136ZM136 259H135V260H136ZM160 259H161V258H160ZM186 259H187V258H186ZM207 259H208V258H207ZM18 260H19V259H18ZM62 260H63V259H62ZM142 260H143V259H142ZM173 260H174V259H173ZM15 261H16V260H15ZM21 261H22V260H21ZM133 261H134V260H133ZM187 261H188V260H187ZM2 262H3V261H2ZM13 262H14V261H13ZM18 262H19V261H18ZM136 262H137V261H135V263H136ZM139 262H140V261H139ZM157 262H158V261H157ZM190 262H191V261H190ZM167 263H168V262H167ZM6 264H7V261H6ZM11 264H12V263H11ZM17 264H18V263H17ZM21 264H22V263H21ZM130 264H132V263H130ZM175 264H176V262H175ZM180 264H181V263H180Z\"/></svg>",
    "mask_w": 264,
    "mask_h": 264
}]
</instances>
